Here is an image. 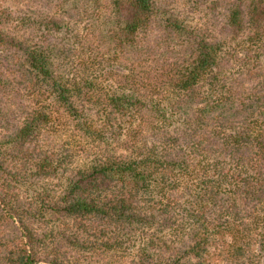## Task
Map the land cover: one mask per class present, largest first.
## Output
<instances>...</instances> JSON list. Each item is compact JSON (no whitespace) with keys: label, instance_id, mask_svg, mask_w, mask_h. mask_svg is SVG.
Segmentation results:
<instances>
[{"label":"trees","instance_id":"trees-1","mask_svg":"<svg viewBox=\"0 0 264 264\" xmlns=\"http://www.w3.org/2000/svg\"><path fill=\"white\" fill-rule=\"evenodd\" d=\"M0 264H264V0H0Z\"/></svg>","mask_w":264,"mask_h":264}]
</instances>
